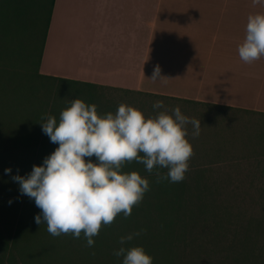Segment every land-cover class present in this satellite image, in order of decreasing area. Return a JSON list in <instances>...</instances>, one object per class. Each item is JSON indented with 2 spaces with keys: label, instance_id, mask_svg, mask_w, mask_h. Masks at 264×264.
I'll list each match as a JSON object with an SVG mask.
<instances>
[{
  "label": "rangeland",
  "instance_id": "obj_1",
  "mask_svg": "<svg viewBox=\"0 0 264 264\" xmlns=\"http://www.w3.org/2000/svg\"><path fill=\"white\" fill-rule=\"evenodd\" d=\"M49 2L50 0H43L45 9ZM41 12L42 18L39 22L26 21V25H30L27 29L33 31L32 40L21 38L19 43H15L9 34V31L13 32L14 38L18 34L12 25L15 18L11 12L5 14L0 7V67L8 69L5 71L0 68V138L4 134L1 132L4 123L15 125L14 123L31 117L30 93L36 89L35 70L46 27L44 11ZM26 42L31 45L26 46ZM11 46H14L13 57L8 55ZM19 62H24L27 70L22 72V68L19 69V65H16ZM98 93L104 105H115L116 108L120 103L132 105L141 110L145 117L155 116L162 110L171 114L172 109L179 106L183 114L200 120V132L197 136L192 135L191 123L186 125V139L192 146V154L188 158L185 173L190 172L194 178L188 179V175L184 174V178L177 182L168 180L166 176L148 181L147 190H153L154 205L159 206L160 218L151 217L152 208L145 192L143 198L132 206L130 215L124 216L121 212L109 224L102 223L98 234L93 236L94 243L91 246L87 245L83 231L79 237H74L70 232L52 235L47 231L45 222L42 221L39 225L34 217L28 219L30 210L25 214V219L33 223L31 228L28 227L29 238L25 244L12 246L11 237L7 235V226L3 222V215L7 216L4 214L6 206H1L0 258L4 264H121L123 254H114V249L121 246L119 238L136 232L139 235H133L131 240L124 241L125 248L142 246L152 257V264H177L176 258L172 259V251L178 253L181 243L175 245L172 240L180 237L156 234L157 230L166 229V206L176 200L190 201L195 207L211 203L215 198L218 203L231 210L235 209V214L242 211L244 220L247 214L264 219V114L216 108L154 94L121 93L109 89H99ZM157 100L163 101V104L154 109L152 105ZM12 166L6 157H0V201L14 197L19 202L18 210L21 213L30 197L21 193L16 183L11 184L15 189H6L8 181L13 180L14 172L11 170L6 173L4 170ZM161 169L167 171L166 167H160ZM199 170L207 172L205 182L198 179L200 175L195 172ZM19 172L24 171L21 168ZM211 191L216 194L214 198ZM35 207L33 204L32 210ZM37 209L39 211L36 210V213L39 214L41 210ZM11 210H14V205ZM192 219L193 216L178 220L172 226H184L191 230ZM244 220L243 225L247 224ZM238 223L237 218L227 221L228 226ZM229 234L232 235V232ZM22 246L25 251H31L29 262L22 255H28L24 250L22 253ZM219 250L221 251L213 253L215 264L226 249L221 247Z\"/></svg>",
  "mask_w": 264,
  "mask_h": 264
},
{
  "label": "crops",
  "instance_id": "obj_2",
  "mask_svg": "<svg viewBox=\"0 0 264 264\" xmlns=\"http://www.w3.org/2000/svg\"><path fill=\"white\" fill-rule=\"evenodd\" d=\"M255 12H264V3L55 0L40 72L264 114V56L244 62L237 49ZM155 65L164 77L148 79Z\"/></svg>",
  "mask_w": 264,
  "mask_h": 264
},
{
  "label": "clouds",
  "instance_id": "obj_3",
  "mask_svg": "<svg viewBox=\"0 0 264 264\" xmlns=\"http://www.w3.org/2000/svg\"><path fill=\"white\" fill-rule=\"evenodd\" d=\"M251 2L255 5L258 0ZM237 49L244 62L264 56V12L249 13ZM162 77L159 65H155L148 79ZM162 104L157 100L152 106L156 109ZM45 115L41 129L58 146L41 164H33L30 172L12 178L18 182L19 191L34 198L40 208L34 217L37 224L45 222L52 235L70 232L79 237L83 231L89 246L102 223L109 224L121 212L130 215L132 206L148 189L147 178L137 171L121 172L122 164L135 159L148 171L154 165L166 167L167 173L160 178L180 181L192 154L186 125L191 123L193 136L199 135L201 125L200 120L183 114L179 106L171 114L162 110L145 117L141 110L120 103L114 113L99 115L95 104L80 98L71 99L61 109L58 120ZM93 156L96 162L85 159ZM133 235L139 232L121 236V246L114 249V254H123L121 264H152V257L142 246L124 247V241Z\"/></svg>",
  "mask_w": 264,
  "mask_h": 264
},
{
  "label": "trees",
  "instance_id": "obj_4",
  "mask_svg": "<svg viewBox=\"0 0 264 264\" xmlns=\"http://www.w3.org/2000/svg\"><path fill=\"white\" fill-rule=\"evenodd\" d=\"M54 3L55 0H50L45 9L43 7V0H0V7L3 8L4 13L11 12L15 18V23L13 22L14 24L12 25H14L18 32L17 36L14 38L13 32L11 33L9 31V34L12 35L11 40L13 42L19 43L21 38L28 39L29 41L32 40L33 35L31 32L33 31L27 29V26L30 25H26L28 24L26 21L39 22L42 18L41 11H44L43 14L45 17L43 20L46 23L40 58L38 59L39 61L37 62L35 70L36 81L34 85L36 89L30 93L32 96L30 97L32 101L31 117L20 120L19 123H14L15 125L4 123L1 129V132L4 134L0 138V157L3 159L6 157L9 163L13 165L9 167L14 172L13 175H25L30 172L33 164H41L43 158L58 146L56 143L51 142L49 137L41 129L40 123H43L47 118L45 114L55 116L58 120L61 109L67 107L68 102L73 98H80L86 103L95 104L96 111L99 115H103L109 111L114 113L116 109L115 105H104L98 93L99 89L107 88L76 80L48 78L40 72V64L46 42L47 26L52 17ZM22 34L26 36H22ZM26 44V46L31 45L28 42ZM13 50L14 46H11V50L8 53L11 57H13ZM16 65H19V69L22 68V72L27 70L24 62H19ZM0 68L5 71L7 69L3 66ZM184 101L194 103L190 100ZM138 154L142 155V153ZM85 159H92L96 162L95 156L85 157ZM21 168L24 171L23 173L19 172ZM159 170L160 166L154 165L153 169L148 171L145 169L143 162L135 159L125 161L120 169L121 172L137 171L138 174L147 178L148 181L159 180L162 174L167 173V171L162 169L158 172ZM195 173L200 175L199 180L206 181L207 172L205 170H199ZM184 174L188 175V179L194 178L191 177L190 172ZM15 183L18 184L17 181L9 180L7 188L4 186L1 187L13 190L15 188L11 184ZM145 192H147V199L152 208L151 214L153 215L151 217L153 219H159L161 214L159 206L154 205L153 190H146ZM211 195L214 198L216 194L211 191ZM33 204L35 205L34 198L27 199L20 213L18 210L19 202L14 197L10 198V200L5 199L4 201H0V208L1 206H6V213L4 214L7 216L3 215L5 217L3 222L7 226L8 237H11V245L13 244L18 247L25 244L29 238L30 233L28 232V227L31 228L33 223L30 220L29 222L28 219L29 217H35L37 214L36 210L39 208L36 206L34 208L35 211L32 210ZM13 205L14 210H11ZM234 210L233 208L231 210L228 206L218 203L215 198L211 203L208 202L195 207L192 206L190 201H172L166 206V223L168 225L165 230H157L156 234L167 237L173 235L172 238L180 237L179 239L172 240V243L175 245L181 243V248L178 253L172 251V259L174 260L176 258L177 264H215L213 253L220 252L221 250L219 249L221 247L226 249L225 253L227 254L223 253L217 264H264V219L256 218L253 214H247V218L244 220L242 211L235 214ZM27 212H29L28 219H25ZM192 216L191 230L184 226L177 228L172 226L175 224L174 222ZM16 217L18 220H16ZM235 218L238 219L239 223L228 226L227 221L231 222ZM243 220L247 224L243 225ZM229 232H232V235ZM21 248L23 253L24 246ZM24 252L28 253V255H22L29 262L31 251L24 250ZM0 264H4L1 258Z\"/></svg>",
  "mask_w": 264,
  "mask_h": 264
}]
</instances>
